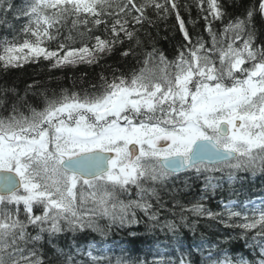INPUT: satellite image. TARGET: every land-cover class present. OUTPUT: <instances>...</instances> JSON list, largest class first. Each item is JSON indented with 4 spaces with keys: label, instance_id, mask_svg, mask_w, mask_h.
Returning a JSON list of instances; mask_svg holds the SVG:
<instances>
[{
    "label": "snow or ice",
    "instance_id": "6c2138e0",
    "mask_svg": "<svg viewBox=\"0 0 264 264\" xmlns=\"http://www.w3.org/2000/svg\"><path fill=\"white\" fill-rule=\"evenodd\" d=\"M228 15L224 0H0L5 72L101 68L79 91L0 83V264H264V184L248 179L264 176V0ZM116 53L133 66L104 63Z\"/></svg>",
    "mask_w": 264,
    "mask_h": 264
},
{
    "label": "trees",
    "instance_id": "16d2710c",
    "mask_svg": "<svg viewBox=\"0 0 264 264\" xmlns=\"http://www.w3.org/2000/svg\"><path fill=\"white\" fill-rule=\"evenodd\" d=\"M182 2L192 4V0H182ZM250 2H254V0H224L229 15L225 17L223 23H227L229 19H235L237 16H240L243 13L244 8ZM182 15L185 16L186 20L190 19V17L186 13H182ZM195 18L196 10L193 7L191 12V19ZM175 24L176 21L173 17L169 18L166 22H160L158 26V47L162 48L165 51V53L169 56V59H171L174 55L173 46L180 40L179 31H177L173 27ZM215 27L217 30H220L222 29L223 24L217 22L215 24ZM257 27H260L259 22L257 23ZM190 31H193V35H195L196 32H203L202 21L196 24L194 30H192L190 26ZM64 34L68 35L67 30H65ZM153 35H156L155 30H153ZM5 36L10 39L12 36V30L7 29L6 26L0 25V38H3ZM163 37H167V39H163ZM205 39H208L206 35ZM78 44L79 41H77V46ZM104 63L113 65L115 67H120L121 65H123L125 70L133 66L131 62L121 60L119 57V53L114 54L111 58H108L106 61H104ZM100 71L101 68L99 67H86L83 65H78L75 68L71 69L57 70L50 69V65L47 61L29 62L23 65V67L21 68L11 69L7 72L0 68V83L7 82L9 84H13L21 91V93H23L25 86L31 84L33 80H36L40 81L41 84H43L44 87L49 90L48 94L51 95L52 91L59 93L61 88L72 89V85L74 82L77 84V87L74 90L79 91V78L83 73H87V77L84 80L85 87H87L89 82L97 83V74ZM28 99L34 107L42 106V97L29 95ZM248 179L253 185H255L256 188H259L261 184H264V176L258 175L256 177H251L249 175ZM177 186H180L179 183L177 184ZM215 205L216 203L213 200L209 204V206L213 207L214 210H218L215 208ZM201 230L203 231L204 229ZM206 234L212 236L213 231L210 230ZM121 235H124V233L117 234L113 238L119 240ZM96 239H99V236H96ZM161 239H163V237H161ZM142 247H144L145 251L139 253V255L141 257H145L149 261L153 260V256H145V253L147 252V245H143ZM233 247L237 250H241L242 241L236 242Z\"/></svg>",
    "mask_w": 264,
    "mask_h": 264
},
{
    "label": "bare ground",
    "instance_id": "6f19581e",
    "mask_svg": "<svg viewBox=\"0 0 264 264\" xmlns=\"http://www.w3.org/2000/svg\"><path fill=\"white\" fill-rule=\"evenodd\" d=\"M215 203L217 202L216 200H213Z\"/></svg>",
    "mask_w": 264,
    "mask_h": 264
}]
</instances>
